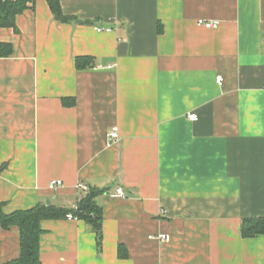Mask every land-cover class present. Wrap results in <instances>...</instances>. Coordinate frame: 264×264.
Masks as SVG:
<instances>
[{"label":"crops","instance_id":"crops-1","mask_svg":"<svg viewBox=\"0 0 264 264\" xmlns=\"http://www.w3.org/2000/svg\"><path fill=\"white\" fill-rule=\"evenodd\" d=\"M61 5L72 21L37 0L0 28L3 212L100 191L99 232L42 220V263L264 264V234H241L264 216V0ZM20 255L0 224V262Z\"/></svg>","mask_w":264,"mask_h":264},{"label":"trees","instance_id":"trees-1","mask_svg":"<svg viewBox=\"0 0 264 264\" xmlns=\"http://www.w3.org/2000/svg\"><path fill=\"white\" fill-rule=\"evenodd\" d=\"M37 0H0V28L14 27L16 16L28 8H33ZM53 15L63 22L72 21L75 16L64 13L61 0H47ZM11 48L5 45V54H10ZM100 191L89 189L79 196L76 207L60 209L53 205H37L31 209L17 210L10 214L4 213L0 203V224L4 228L16 225L21 231V255L16 259L0 264H43L40 258V237L43 232L42 220L66 216L72 213L79 219L91 223L98 232L101 229L102 210L96 203ZM241 234L252 238L264 234V216L244 218Z\"/></svg>","mask_w":264,"mask_h":264},{"label":"built area","instance_id":"built-area-1","mask_svg":"<svg viewBox=\"0 0 264 264\" xmlns=\"http://www.w3.org/2000/svg\"><path fill=\"white\" fill-rule=\"evenodd\" d=\"M198 23L201 24V25H204L207 28H211V27L217 26L219 24V21H216V20L207 21L205 19H198ZM99 29L101 30V29H104V28H99ZM222 79H223L222 76H218L217 81L219 83H221L222 82ZM190 117H191V119H197L196 114H193V113L190 114ZM109 137L112 140H115V139H117L119 137L118 127H114L111 130V132L109 133ZM62 184H63V181L62 180H53V181L50 182V187L51 188H55L56 186H60ZM78 188L80 189V193H79V196L80 197L82 195H84V193H86L89 190V186L87 184L83 183V182H81V183L78 184ZM116 194L118 196H121V197H124V195H125L124 192H123V190L121 188H117L116 189ZM67 217L68 218H71V219L72 218H77L72 213H69L67 215ZM150 237L152 238L153 236H150ZM155 237L158 238V239H161V240H168L169 239V235L168 234H164V233H161L159 235H156Z\"/></svg>","mask_w":264,"mask_h":264}]
</instances>
